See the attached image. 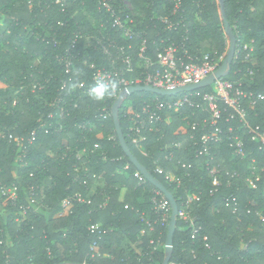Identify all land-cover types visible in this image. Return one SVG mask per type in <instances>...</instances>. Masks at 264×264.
<instances>
[{
    "label": "trees",
    "instance_id": "1",
    "mask_svg": "<svg viewBox=\"0 0 264 264\" xmlns=\"http://www.w3.org/2000/svg\"><path fill=\"white\" fill-rule=\"evenodd\" d=\"M55 1L0 0V131L25 139L23 147L0 139V189L15 187L18 193L15 202L0 194V264H163L169 223L160 220L153 199L165 196L135 177L140 171L125 154L114 125L116 94L97 102L87 96V89L70 90V84L77 72L80 82L93 83L91 64L110 68L100 46H86V38L93 36L115 39L138 65L143 63L139 54L144 41L145 56L156 61L172 44L180 56H185L183 49L198 57L213 55L208 41L214 37L219 57L226 58L228 37L220 4L217 0H181L176 10L177 0H131L134 9L143 12L140 18L135 10L123 6V0H113L116 15L133 32L130 38L124 29L113 28L114 19L100 8L101 0L67 1L64 11ZM223 2L237 40L225 80L264 96V0ZM252 42L253 51L245 50ZM68 52L74 57L72 74L66 73L65 63L59 60ZM65 82L68 86L64 88ZM213 92L210 86L189 93L201 103L203 95ZM182 96L134 93L119 112L132 154L174 196L179 209L189 195L200 198L190 208L193 225L177 220L170 264H264V152L239 119L227 122L228 113H224L219 124L222 140L211 144L209 156H198L201 146L191 139L188 121L200 124L209 118L197 108L169 113L170 121L148 131L145 143L133 142L135 113L156 99L175 101ZM56 101L65 107L64 117L59 116L58 106L50 105ZM243 106L251 124L264 129V101L251 108L245 100ZM104 109L111 114L107 119ZM51 113L55 114L52 120L48 118ZM40 119L52 123L53 129L49 133L41 130L37 141L30 144V133L39 128ZM238 136L244 142L243 156L232 145ZM175 143L181 148L171 149L174 156L169 161L167 147ZM96 144L101 149L95 150ZM84 149L88 152L82 154ZM102 153L107 154L106 160ZM158 166L173 172L179 182L158 174ZM213 167L219 170V187L210 176ZM253 172L260 176L256 189L248 183L254 179ZM94 186L97 192L92 194ZM76 193L91 196L93 204L74 203L63 209L62 201ZM233 198L236 206L227 203ZM104 201L106 208L99 209ZM92 225H98L99 231L91 233ZM94 241L100 245L101 256L91 258ZM125 244L134 249H125Z\"/></svg>",
    "mask_w": 264,
    "mask_h": 264
},
{
    "label": "built area",
    "instance_id": "2",
    "mask_svg": "<svg viewBox=\"0 0 264 264\" xmlns=\"http://www.w3.org/2000/svg\"><path fill=\"white\" fill-rule=\"evenodd\" d=\"M67 1L73 0H56L55 3L60 5L64 11L66 9ZM112 3L113 0H101L99 5L100 8L104 9L107 13H111L114 19L112 24L113 28L124 29L126 35L132 38V30L129 28H125V22L120 16L116 15ZM180 4L181 0H177L176 10H178ZM123 6L129 9V3L127 0H123ZM165 22L167 23L166 20ZM130 23L132 24L133 20H131ZM102 26H105V24H102ZM93 37L86 38V46L91 47L95 44L100 46L103 54L110 63V68H98L95 64H91L89 68L93 71L91 76L92 82H94L95 78L100 75H103L108 79L117 80L119 82V87L116 92V99H118L120 94L125 89H127L129 86H133L128 80L126 73H124L121 68L122 64L126 67H131L133 63L132 54H130L125 47L118 46L115 39L111 37H102L100 39ZM72 48L75 49V44L72 46ZM115 49L118 51L117 54L113 53V50ZM128 49H131V46H129ZM244 49L253 51V42L250 45H245ZM183 51V54L185 56H180L179 48L175 44H172L164 48L162 52L157 55V60L153 61L145 56L147 52V45L144 41L141 45L139 54V57L143 59L144 70L139 75V77H137V84L150 85L152 87L163 90H176L178 88L186 87L189 85L199 84L201 81L213 75L221 67L225 60V55H222L218 58L217 56L206 53L201 57H198V55L194 56L188 54L187 50L183 49ZM73 58L74 57L71 52H68L66 53V55H62L61 57H59V60L65 63L67 74H72ZM85 66L88 67L87 60H85ZM251 74L253 75V72H251ZM227 76L216 79V81L211 86L214 92L212 94L203 95L201 103L194 101L190 93H188L190 95H188L187 93H182L184 94V96L178 98L175 101H159L156 99L152 103L144 105L141 111L135 113L131 119V130L134 131L135 134L133 142L139 145L145 143L148 140V137L146 135L148 131L155 130L159 123L170 121L169 113L176 114L181 112L183 108L190 107L200 109L205 113H208L209 116V118L203 119L200 124L188 121V127H190L193 131L191 139L195 140V144L201 146V148L196 152L198 156H209L211 144L220 142L222 140L223 129L219 124L221 123V121H223L225 112L228 113L225 120L229 122L230 120L239 119L245 130L251 136L252 142L257 143L260 150L264 152V129L260 125L251 124L248 119L247 110L243 106V102L247 100L249 101L250 107L254 108L258 105L259 102L264 101V96L256 95L254 93H248L240 87H236V84L234 82L225 80ZM69 80L72 81L71 79ZM81 83L84 84L85 87H80L79 89H87L86 82L82 81ZM66 86H68V84L65 82L64 88ZM16 103L17 102L15 101L14 105H16ZM59 104H61V101L53 102L50 105L58 106L60 109L59 116L64 117L66 112L65 107ZM228 109L231 111L229 112ZM104 112V119H107L111 116L110 113H107V109H104ZM165 114H167L168 116H164ZM54 115V113H51L48 118L52 120L54 118ZM43 121V119H40L39 128L33 130L30 133V136L28 138V142L30 144H33L35 143V141H37L38 134L41 130H43L45 133H49L51 129H53L52 123ZM200 125H202L203 127H201V133L199 134V136H197L196 132ZM232 129L233 128L231 127L230 131H232ZM0 139H7L10 143L15 141V143L22 147L24 146L25 140L24 138L15 137L13 134H7L4 131H0ZM110 139H113V137H110ZM232 145H235L236 153L238 155H244V142L241 137H235L234 143ZM167 148V150H169L170 152L168 156H166V158L171 161L172 157L174 156L171 149H180L181 144H171L168 145ZM94 149H101V146L99 144H96ZM95 150H92V152H94ZM87 152L88 150L84 149L82 151V154ZM102 156L105 160L107 159L106 153H102ZM74 170L76 173H79L78 167H75ZM157 172L160 175H165L166 180H168L169 182H179V179L177 180L173 172H166L161 166L157 167ZM252 175L254 176V179L249 178L248 183L252 189H256V183L260 180V176L255 172H253ZM210 176L212 178L213 185L215 187H219L221 185V180L219 178V170L216 167H213L210 170ZM135 177L138 178L140 183L142 184L147 182V180L141 175L140 172H137L135 174ZM0 194L6 199L8 198L11 202H15L18 198L17 189L15 187H2L0 189ZM199 200L200 198L198 196L189 195L183 205V208L179 209L177 219H180L185 224L193 225L195 219L191 216L190 208L194 202ZM153 202L155 204L156 211L161 214L160 220L163 223L168 224L172 215V207L170 202L166 198L161 200H157V198H155L153 199ZM231 202L234 203L235 206L237 205L235 198H233L232 200H227V203L231 204ZM32 203H36V200L33 199ZM74 203L86 204L90 206L93 204V199L91 196H83L82 193H76L73 196L65 198L62 201L61 205L63 209L67 210L69 208H72ZM107 204L108 202L104 201L99 204L98 208L104 209L106 208ZM147 224H149L150 228L154 230L149 222H147ZM89 231L91 233H96V231H99V226L92 225L90 226ZM106 233L107 232L104 231L102 234ZM100 256V245L98 241H94L91 246V258Z\"/></svg>",
    "mask_w": 264,
    "mask_h": 264
},
{
    "label": "water",
    "instance_id": "3",
    "mask_svg": "<svg viewBox=\"0 0 264 264\" xmlns=\"http://www.w3.org/2000/svg\"><path fill=\"white\" fill-rule=\"evenodd\" d=\"M223 1L224 0H219L220 6H221V14H222L223 21L225 23L226 34L229 37L230 46H229L226 60L213 75L201 81L199 84L189 85L186 87L178 88L176 90H163V89L152 87L150 85L129 86L127 89H125L120 94V96L118 97V99L116 100L112 108V116L114 120V125L117 131L120 144L125 154L128 156V158L133 163V165H135V167L144 175L147 181L151 183L154 187H156L165 196V198L170 202L171 207H172V215H171V219H170L169 226H168V235H167V240L165 244V255L166 256H165L163 264H169L172 259V255L174 253V237H175V233L177 229V220H178L177 216L179 212V207H178V204L174 196L168 191V189L159 180H157L132 154L130 148L128 147L124 133L121 128L119 112L125 100L134 93L149 92V93H153L155 95L163 96V97L174 96V95H178L182 93H189V92H193V91H196L202 88L210 87L213 85L216 79H220L222 77L229 75L231 71L232 63L234 61V56H235L236 47H237V40H236V36L233 33V30L230 28L229 23L227 21Z\"/></svg>",
    "mask_w": 264,
    "mask_h": 264
},
{
    "label": "clouds",
    "instance_id": "4",
    "mask_svg": "<svg viewBox=\"0 0 264 264\" xmlns=\"http://www.w3.org/2000/svg\"><path fill=\"white\" fill-rule=\"evenodd\" d=\"M80 87H85L79 80V72L74 74V79L70 84V90H75ZM119 87V82L115 79H108L100 75L95 78V81L87 85V96L97 102L103 101L108 97L116 94Z\"/></svg>",
    "mask_w": 264,
    "mask_h": 264
},
{
    "label": "rangeland",
    "instance_id": "5",
    "mask_svg": "<svg viewBox=\"0 0 264 264\" xmlns=\"http://www.w3.org/2000/svg\"><path fill=\"white\" fill-rule=\"evenodd\" d=\"M128 1V0H127ZM218 2H219V0H217ZM128 3H129V9H131V10H135V15L137 16V17H140V18H142L144 15H143V12L141 11V10H137V9H134V6H133V4H132V2H131V0H130V2L128 1ZM219 4H220V2H219ZM220 11H221V6H220ZM227 37H228V35H227ZM213 43H214V37L213 38H209V41H208V45H209V48L211 47L212 48V54L214 55V56H217L218 58H219V55H218V51H216V49H215V45H213ZM227 45H228V48H227V52L226 53H228V50H229V46H230V41H229V37H228V42H227ZM211 53V52H210ZM222 56V55H221ZM225 60H226V58H225ZM224 60V61H225ZM122 70H123V72L124 73H126V75H127V78H128V80L130 81V83L133 85V84H137L138 83V81H137V77H139V75L142 73V71L141 70H144V63H140L139 65L136 63V64H133L132 63V65H131V67H126V66H124L123 64H122ZM127 102V101H126ZM252 171H255V167L253 168V170ZM125 249H134V247H130L129 245H126L125 244Z\"/></svg>",
    "mask_w": 264,
    "mask_h": 264
},
{
    "label": "crops",
    "instance_id": "6",
    "mask_svg": "<svg viewBox=\"0 0 264 264\" xmlns=\"http://www.w3.org/2000/svg\"><path fill=\"white\" fill-rule=\"evenodd\" d=\"M92 194H95L97 192V187L94 186L93 189L91 190Z\"/></svg>",
    "mask_w": 264,
    "mask_h": 264
}]
</instances>
